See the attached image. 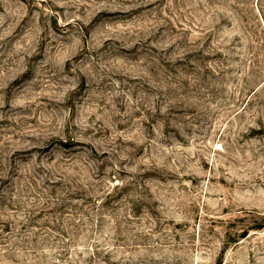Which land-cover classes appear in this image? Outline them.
I'll use <instances>...</instances> for the list:
<instances>
[{"label":"rangeland","instance_id":"374dc122","mask_svg":"<svg viewBox=\"0 0 264 264\" xmlns=\"http://www.w3.org/2000/svg\"><path fill=\"white\" fill-rule=\"evenodd\" d=\"M0 264H264V0H0Z\"/></svg>","mask_w":264,"mask_h":264}]
</instances>
